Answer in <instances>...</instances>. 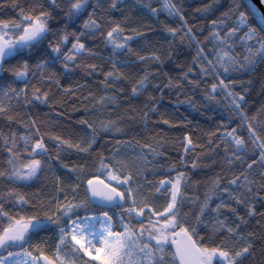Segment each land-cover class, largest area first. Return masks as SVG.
<instances>
[{
  "label": "snow or ice",
  "instance_id": "obj_1",
  "mask_svg": "<svg viewBox=\"0 0 264 264\" xmlns=\"http://www.w3.org/2000/svg\"><path fill=\"white\" fill-rule=\"evenodd\" d=\"M155 2L136 24L125 0H0V12L15 13L0 18V74L11 77L0 79V264H264V106L247 107L264 65V0H232L226 11L210 0L193 9L201 27L180 0ZM185 89H202L209 104L222 97L230 115L206 144L180 129L176 156L161 162L164 144L141 142L134 124L147 129L163 109L154 122L177 128L161 101L194 104ZM77 105L79 129L63 119ZM102 134L114 142L107 154ZM210 155L219 159L201 160ZM42 177L51 186L30 193Z\"/></svg>",
  "mask_w": 264,
  "mask_h": 264
},
{
  "label": "trees",
  "instance_id": "obj_2",
  "mask_svg": "<svg viewBox=\"0 0 264 264\" xmlns=\"http://www.w3.org/2000/svg\"><path fill=\"white\" fill-rule=\"evenodd\" d=\"M25 4H27L28 0H22ZM95 2V0H93ZM147 0H140V3L137 4L136 0H125V3L129 7L124 8V12L127 14H130L133 16L134 21L136 24L141 23L142 17L138 14V10L142 8V5L146 3ZM181 3H185V9H186V17L194 24L197 25V27L202 26V22L199 20H192V16L196 15L199 16L198 13H194L193 9L198 6H202L205 3H209L210 0H180ZM153 6L158 7L159 5L156 4L155 0H152ZM192 5V8H189L188 4ZM232 3V0H219L220 11H226L228 6ZM134 5V7H132ZM102 9H98V15L102 13ZM147 11L146 9L144 10ZM220 11L216 12V15L218 16L220 14ZM15 13L11 11V9H6L4 12H0V18H9L14 17ZM114 16L120 17L121 13L117 12L114 13ZM107 19V17H105ZM160 20H166L168 19L164 13H161L159 16ZM149 22L152 23L153 28L159 29L158 21H151L149 19ZM168 22L170 25H172V22L170 19H168ZM174 26V25H172ZM146 35L149 39L155 37L157 35V32L155 31H148L145 29ZM161 36L166 35L165 33H160ZM204 35H207V31H205ZM90 43H94L90 41ZM179 44V41H177V45ZM158 48H160L161 51L166 50L168 48V44L161 39L159 41ZM104 54L107 55V50H104ZM175 55L173 59H175ZM181 62H190V54L186 52H182L180 56ZM171 67L170 64L166 63L164 65L165 70L169 69ZM172 75H175V73H171ZM264 75V65H258L255 73L252 75L251 79H253L254 83L251 87V90L247 93V99L249 100L248 104V110L250 113H255L260 107L264 106V91L261 90V77ZM244 80L249 79L247 75H244L241 77ZM0 79H7L11 80V77L8 76L7 73L0 74ZM62 83L67 87L70 83L74 86L75 80L68 81L65 78L61 77ZM161 81H163V77L161 76ZM237 91H240V87L237 86ZM85 92L87 89L84 90ZM201 90H197L195 93H193L190 89H185V92L187 95L191 96L192 99L195 101L194 104H189L187 102L184 103H178V97L175 94H166L164 96L163 101H161V104L166 106L168 109V112L166 114V118H169L173 120L177 124V128H171L167 125H164L162 122L156 123L154 121L159 119L160 112L163 111V109L158 110L157 113L152 114L153 119L149 120L147 129H144V121L142 119H137L135 121L134 126L139 129V132L137 133V139H139L141 142H144L148 140L152 136H156L158 140H160L161 143L164 144V147L162 151L165 152V156L160 157L159 160L161 162H169L172 160L173 157L176 156L177 151L175 150V146L173 141L178 140L179 138H182L183 132L180 131V129H183L184 131H189L194 133L193 138L200 141L202 144H206V141L208 137L205 135L206 132L209 130H214L217 128L220 124L221 116H223L225 119L230 115L228 109H227V102L220 96H218L219 103H212L209 104L207 101H205L201 95ZM185 95H179V100H185ZM137 107L142 108L143 105L139 104ZM77 108L80 110H74L71 106H68L66 109V115L63 118L65 120L66 124L72 125L74 128L79 129L80 125L75 124V120L80 119L83 114V106L77 105ZM48 109L44 108L43 112H47ZM43 112L41 113V119H47L43 115ZM106 115V114H105ZM95 117H90V119H94ZM14 129L19 134H25L26 129H24L20 125H14ZM0 131H4L7 133V129H0ZM167 140L165 143L164 141ZM22 143V142H21ZM114 142L110 140L108 135L102 134V138L99 139V143L97 145V149L99 151L105 152L107 154L106 149L110 148ZM0 149H2V142H0ZM207 150L206 147L204 149ZM201 151V149H197V152ZM171 153V156L168 154ZM3 156V152L0 151V157ZM219 159L218 157H215L214 155L202 157L201 160L206 163H211V159ZM3 161L0 160V163ZM213 168H216L218 170V165H213ZM205 173L211 174L212 168H204L201 169L198 173L197 178L201 179L202 181L206 179ZM51 183L49 181H46L43 177L41 180L36 182V186L32 189H29L28 191L31 193L33 191H36L37 188H44V187H50ZM203 187V186H201ZM202 194V192H201ZM256 207L259 209L260 205L256 204ZM264 210V209H262ZM260 219V216L257 215L255 218L252 219L251 224L249 226V231H252L253 229H256L257 223L256 221ZM257 244H259V240L256 241ZM257 257H259V249H257Z\"/></svg>",
  "mask_w": 264,
  "mask_h": 264
}]
</instances>
